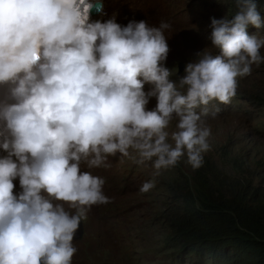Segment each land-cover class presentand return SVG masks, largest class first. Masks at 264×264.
Segmentation results:
<instances>
[{"label": "clouds", "instance_id": "9594fccd", "mask_svg": "<svg viewBox=\"0 0 264 264\" xmlns=\"http://www.w3.org/2000/svg\"><path fill=\"white\" fill-rule=\"evenodd\" d=\"M176 1L0 0V264L120 263L102 256L86 261V245L78 244L103 206L114 220H126L118 209L124 187L115 186L124 174L119 157L151 163L153 179L141 193L169 169L167 190L185 195L190 174L206 161L233 184L244 185L249 168L264 170L256 163L264 157L259 149L255 161L232 163L248 159L245 145L231 156L218 144L214 151L227 150L226 161L204 160L211 149L209 104L233 98L220 122L232 129L245 114L239 78L264 63V37L247 32L250 25L264 28L256 0H233L231 18H211L209 49L172 68L164 33L190 24L163 21L156 6L174 11ZM259 91L264 79L243 92ZM260 120L253 119L256 130ZM185 157L191 172L177 166ZM221 194L228 196L223 187ZM152 237L158 248L159 237ZM98 244L91 241V250Z\"/></svg>", "mask_w": 264, "mask_h": 264}, {"label": "rangeland", "instance_id": "374dc122", "mask_svg": "<svg viewBox=\"0 0 264 264\" xmlns=\"http://www.w3.org/2000/svg\"><path fill=\"white\" fill-rule=\"evenodd\" d=\"M152 4L154 0H145ZM233 4V0H177L175 10L167 11L163 9L162 4L156 6L159 17L170 24L177 21L181 24L189 23L190 26L183 28L180 32L172 34L170 30L165 31V36L171 43V57L169 65L175 68L180 60H189L196 57L198 52L209 49L205 41L206 32H211V18L217 19L228 17V12ZM131 8L137 9L136 1L132 3ZM186 11L187 16H180L179 12ZM249 35H258L264 37V28L257 29L249 26L247 29ZM264 55V49H261ZM264 79V63L259 66L253 65L250 75L239 78L237 93L240 104L245 110V114L234 118V126L228 130L221 124L223 117L221 115L228 111L231 106L213 101L209 104V116L207 117L208 126L211 129L209 143L210 151L204 154V160L226 161L219 152L214 151V147L221 144L222 147L231 148V156L239 153L241 146L249 147L248 161H255L254 150L259 149L264 153V139L260 137L259 130L254 128L253 119L257 117L259 109L249 93L243 92L248 87H253L257 82ZM236 93V94H237ZM219 109L215 118L211 112ZM199 111V109L197 110ZM220 124V125H219ZM251 131L248 132L247 130ZM263 135V134H262ZM264 137V135H263ZM231 159V157H229ZM177 166H182L187 171L193 168L186 163V157L182 158ZM175 166V167H177ZM135 168V171L133 170ZM174 167L170 168L173 169ZM168 170H162L161 174L155 178V186L146 193H141L140 188L144 182L153 179L154 171L151 163L137 164L131 160L118 158V174L124 172L115 181V186L124 187L122 201L118 206L120 211L125 212L126 220L117 221L108 213V206H103L95 214V220L91 223L85 238L79 239V247L85 246V260H92L96 257H104L109 263L120 261L134 264H166L163 254L154 244L152 235L157 239L160 235V225L163 222V204L168 203V190L165 185V178ZM162 176V177H161ZM162 178V179H161ZM164 178V179H163ZM126 183L123 185L120 182ZM107 193L111 196L112 188L107 187ZM137 200L135 208L131 210L133 202ZM99 243L93 250L90 248V242ZM110 243L108 247L102 244ZM176 264V263H174ZM183 264H201L196 260Z\"/></svg>", "mask_w": 264, "mask_h": 264}, {"label": "trees", "instance_id": "16d2710c", "mask_svg": "<svg viewBox=\"0 0 264 264\" xmlns=\"http://www.w3.org/2000/svg\"><path fill=\"white\" fill-rule=\"evenodd\" d=\"M256 2L264 15V0ZM252 98L263 134L264 91ZM218 151L228 157L224 148ZM231 161L246 164L247 159ZM256 163L264 165V157ZM190 175L192 191L185 195L169 185L170 200L163 204V217L159 218L163 222L158 242L169 260L176 264L193 260L201 264H264V170L249 168L244 185L228 182L226 177L220 180L218 168L208 161ZM222 187L228 196L221 194Z\"/></svg>", "mask_w": 264, "mask_h": 264}, {"label": "bare ground", "instance_id": "6f19581e", "mask_svg": "<svg viewBox=\"0 0 264 264\" xmlns=\"http://www.w3.org/2000/svg\"><path fill=\"white\" fill-rule=\"evenodd\" d=\"M76 235H79L78 232L75 233Z\"/></svg>", "mask_w": 264, "mask_h": 264}]
</instances>
